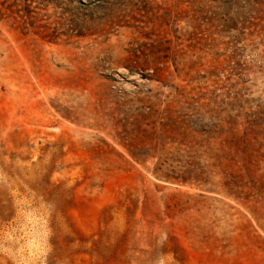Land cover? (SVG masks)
I'll list each match as a JSON object with an SVG mask.
<instances>
[{"label":"rangeland","instance_id":"rangeland-1","mask_svg":"<svg viewBox=\"0 0 264 264\" xmlns=\"http://www.w3.org/2000/svg\"><path fill=\"white\" fill-rule=\"evenodd\" d=\"M0 264H264V0H0Z\"/></svg>","mask_w":264,"mask_h":264}]
</instances>
